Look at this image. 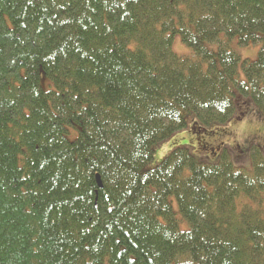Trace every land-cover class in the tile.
Segmentation results:
<instances>
[{
    "label": "trees",
    "instance_id": "obj_1",
    "mask_svg": "<svg viewBox=\"0 0 264 264\" xmlns=\"http://www.w3.org/2000/svg\"><path fill=\"white\" fill-rule=\"evenodd\" d=\"M238 97L264 116V0H0V264H264L259 145L147 167Z\"/></svg>",
    "mask_w": 264,
    "mask_h": 264
},
{
    "label": "rangeland",
    "instance_id": "obj_2",
    "mask_svg": "<svg viewBox=\"0 0 264 264\" xmlns=\"http://www.w3.org/2000/svg\"><path fill=\"white\" fill-rule=\"evenodd\" d=\"M212 47L215 48L216 45ZM173 48L175 52L181 55H192L193 53L190 48L183 44L179 36L174 38ZM233 49L237 51L242 60L254 61L258 57L260 46L241 47L235 40ZM240 77L243 78L241 69ZM240 100L247 102L241 107L242 110H239ZM249 101L244 97L235 98L239 112L225 124L205 126L198 122L195 115L189 116L185 129L176 132L155 147L153 159L147 167L150 169L156 167L175 148L185 147L198 161L207 162H217L223 150L227 149L238 166L249 168L251 162L248 155L251 147L256 144L264 151V116H261L254 103L251 101L249 103ZM240 113L243 114L241 117H239Z\"/></svg>",
    "mask_w": 264,
    "mask_h": 264
},
{
    "label": "water",
    "instance_id": "obj_3",
    "mask_svg": "<svg viewBox=\"0 0 264 264\" xmlns=\"http://www.w3.org/2000/svg\"><path fill=\"white\" fill-rule=\"evenodd\" d=\"M97 180H98V184H99V186L102 187L103 184H102V181H101V178H100L99 175H97Z\"/></svg>",
    "mask_w": 264,
    "mask_h": 264
}]
</instances>
